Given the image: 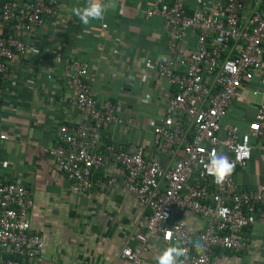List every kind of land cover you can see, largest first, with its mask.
Segmentation results:
<instances>
[{"label": "built area", "instance_id": "obj_1", "mask_svg": "<svg viewBox=\"0 0 264 264\" xmlns=\"http://www.w3.org/2000/svg\"><path fill=\"white\" fill-rule=\"evenodd\" d=\"M58 0H4L0 3V96L9 62L23 55L28 45L18 36L30 32L43 15L57 11ZM147 17L167 22V57L157 63L158 76L173 86L159 124L152 127L156 150L167 163L148 158L142 150L129 152L115 143L100 144L99 131L121 123L116 105L97 100L92 93L96 75L88 65L67 60L70 70L69 104L78 112L71 123L57 128V144L44 148L72 182L77 193L123 188L141 208L136 244L125 245L120 258L128 264L148 262L153 237L164 244L182 241L186 264H216V251H246L255 246L244 231L264 206V185L241 190L233 171L243 168L251 155V142L264 146V0H152ZM220 16L210 14L212 7ZM123 8H119L121 14ZM102 27H106L105 24ZM189 38L195 47L182 45ZM259 82L260 100L252 120L242 130L224 123L237 93L248 82ZM8 139L0 132V146ZM234 164L231 175L214 182L209 174L218 153ZM113 166L118 175H104ZM100 173L101 175H99ZM34 205L29 189L18 180H0V264H43L46 242L33 229L29 214ZM203 221L188 228L183 213ZM199 239L203 252L192 243ZM54 264H62L57 261Z\"/></svg>", "mask_w": 264, "mask_h": 264}, {"label": "crops", "instance_id": "obj_2", "mask_svg": "<svg viewBox=\"0 0 264 264\" xmlns=\"http://www.w3.org/2000/svg\"><path fill=\"white\" fill-rule=\"evenodd\" d=\"M104 3L105 20L83 25L72 8L83 6L85 0H58L56 13L44 14L42 23L30 32L18 33L28 49L9 62L2 82L0 132L8 139L0 146V180H18L29 189L34 200L29 218L46 242L43 264H128L120 251L125 245L134 246L140 231L141 208L134 196L123 188L77 193L44 151L57 144L58 126L78 117L69 104L67 60L86 63L96 75L93 96L116 105L121 123L103 126L100 144L115 143L129 152L142 150L146 157L167 163L155 148L152 132L164 114L166 96L174 89L155 68L167 57V22L161 16L145 15L152 0ZM210 14L220 16V10L213 6ZM259 87L256 79L246 83L223 122L244 130L260 100ZM251 143L248 162L233 171L241 190L264 185V146L259 140ZM104 173L116 176L118 170L110 166ZM183 219L192 230L203 226L204 220L189 211ZM244 234L255 246L246 251L219 249L216 264H264V206L257 208L256 220ZM172 245L153 237L143 258L153 262Z\"/></svg>", "mask_w": 264, "mask_h": 264}, {"label": "clouds", "instance_id": "obj_3", "mask_svg": "<svg viewBox=\"0 0 264 264\" xmlns=\"http://www.w3.org/2000/svg\"><path fill=\"white\" fill-rule=\"evenodd\" d=\"M108 12V7L104 0H85L83 6L72 8V14L79 19L81 24L89 25L93 21H104ZM234 170V164L221 151L217 159L213 161L209 174L213 176L214 182L223 184ZM192 247L197 252H203L204 244L199 240L192 243ZM157 264H186L187 252L182 246V241L166 248L156 258Z\"/></svg>", "mask_w": 264, "mask_h": 264}, {"label": "water", "instance_id": "obj_4", "mask_svg": "<svg viewBox=\"0 0 264 264\" xmlns=\"http://www.w3.org/2000/svg\"><path fill=\"white\" fill-rule=\"evenodd\" d=\"M1 1H2V0H0V3H1ZM188 45H189V46H192V47H195V46L197 45V41H196V39H194V38H189V39H188Z\"/></svg>", "mask_w": 264, "mask_h": 264}, {"label": "trees", "instance_id": "obj_5", "mask_svg": "<svg viewBox=\"0 0 264 264\" xmlns=\"http://www.w3.org/2000/svg\"><path fill=\"white\" fill-rule=\"evenodd\" d=\"M4 0H2V2H3Z\"/></svg>", "mask_w": 264, "mask_h": 264}]
</instances>
